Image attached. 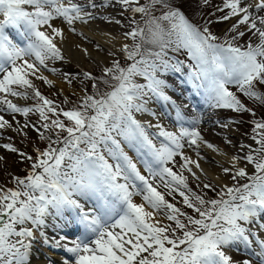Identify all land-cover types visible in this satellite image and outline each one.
Instances as JSON below:
<instances>
[{
    "label": "snow or ice",
    "instance_id": "snow-or-ice-1",
    "mask_svg": "<svg viewBox=\"0 0 264 264\" xmlns=\"http://www.w3.org/2000/svg\"><path fill=\"white\" fill-rule=\"evenodd\" d=\"M119 2L125 6L137 5L131 11L146 19L143 27L137 26L125 34L133 41L131 48L127 45L123 48L124 58L131 63L122 67L117 61L104 70V77L115 83L110 84L109 79H101L100 83L111 90L101 92L99 84L93 83L95 94L85 96L77 107L68 110L54 107L38 90L33 91L42 102L35 108L40 119L48 120V113L57 117L51 125L43 126L56 129L58 139L53 143L63 146H49L38 152L33 171L16 181L17 190H0V264H28L31 247L28 241L34 236L33 229L44 226L50 209L58 216L71 209L84 229L70 247L62 244L66 239L63 236L55 241L56 247H64L71 254L72 259L64 264H231L223 248L238 242L249 244L252 233L243 225L252 224L254 218L264 213V131L257 132L258 138L253 137L259 147L243 157L253 167V174L238 168L232 175L234 180L247 178L249 182L226 187L219 193L220 199L205 200L194 193L186 195L185 177L166 166L178 155L185 161L182 168L195 163L182 155L181 141L187 139L189 146L204 143L196 128L181 127L177 135L157 123L149 125L158 130L152 134L133 115L148 111L146 97L170 102L164 91L168 85L158 74L180 72L183 62L173 61L167 55L169 50L186 51L191 61L185 65L188 82L203 90L212 107L248 111L229 86L264 104V95L254 90L257 83L264 86V15L260 14L264 13V0L255 3L223 0L218 11H227L221 19L237 18L229 29L237 34L223 42H218L219 37L208 27L201 29L192 23L175 0H150L143 6L139 0ZM156 5L164 9L159 16L152 12ZM85 15L71 0L67 3L65 0H0V73L3 74L0 93L4 94L0 105L24 115L33 110L19 108L7 97L27 99V91L17 89L33 88L31 76L50 83L36 74L47 60L60 58L54 41L56 37L62 38L63 33L51 21L62 18L71 30L74 21L84 20ZM241 25L256 38L255 43L251 37L246 46L235 43L246 34L237 32ZM9 28L17 30L24 41L22 45L9 36L6 32ZM85 76L93 79L87 73ZM136 77H143L147 83H137ZM176 118L178 123L184 122L179 108ZM200 122L199 117L188 121L191 125ZM5 126L7 121L0 117V128ZM255 129L264 130V123L257 122ZM61 133H66L62 139ZM157 140L159 146L154 142ZM124 146L135 150L147 176L141 174ZM206 146L216 151L213 145ZM4 147L17 151L9 145ZM237 159L233 157L234 167ZM224 171L228 173L229 169ZM157 180L169 195L178 192L184 205L199 218L169 203L158 191ZM74 194L95 199L96 204L85 211L72 198ZM135 196H140L143 203H135ZM146 207L150 210L146 211ZM161 209L167 210V220L174 221L175 228L171 231L157 226L158 220L152 222ZM178 217H184L187 223ZM259 247L258 255L264 264V240L259 241Z\"/></svg>",
    "mask_w": 264,
    "mask_h": 264
},
{
    "label": "rangeland",
    "instance_id": "rangeland-1",
    "mask_svg": "<svg viewBox=\"0 0 264 264\" xmlns=\"http://www.w3.org/2000/svg\"><path fill=\"white\" fill-rule=\"evenodd\" d=\"M211 1H213V0H211ZM214 1L217 4L216 5L217 7L218 6L222 7L223 0H214ZM139 4L141 6H143V5H147L149 3L147 0H139ZM95 6L96 7L95 8L93 7V9H92L94 12L101 15V17L106 16V18H104L105 19L104 22H107L108 20H110V18H112L113 20L108 21V22H112V23L118 22L121 25V27L123 29L122 33H123V36H124L126 43H127L126 45L129 48H131L133 41L131 38L127 37L125 34L132 31L134 28H136L137 24L142 26L144 23V20H145V17H142L141 14L133 13L131 11V8L136 7L137 5L134 4L131 6H125V5L121 4L119 2V0H109V1L104 2L101 5H95ZM118 9H120V10H118ZM226 11L227 10H225V14H226ZM261 15H264V13H262ZM0 19H2V17H0ZM216 20L217 21L214 22L216 30L222 29V31L224 29H227L228 27H232V25L235 24L237 21L236 18H234L233 21H230V20H222L221 17H219ZM56 22L58 24L61 22L59 25H63V19L62 18H57ZM71 27H74L73 24L71 25ZM244 28H245V26L241 25L237 29V32L245 31V33H246L243 37H240L237 41H235V43L237 45H240V46H246L250 42L251 33L247 32L246 29H244ZM15 30L16 29L9 28V29H6V32L9 34V36L13 39V41L15 43L22 45L24 43V41H22L21 39L18 41L13 37V34H15ZM68 32L72 33V31H70V30ZM212 34L219 37L218 42H221V39L224 41V39L222 38V32L219 31L215 34H214V32H212ZM236 34L237 33H234L233 36ZM251 42L255 43L256 38L251 37ZM58 48L60 50V58L54 59V60H51V59L47 60L45 62V66L40 67V70H39L40 73L37 72L36 75H42L46 79H47V77L55 78L62 84V88L59 89V88L55 87L54 85H52L51 83H45L44 80L36 79L35 76H31V77H29V79L32 81L33 88H31V89L18 88L17 89V91L19 90L21 92L27 91L28 98L25 99V98L20 97V99L22 101V102L20 101L21 105L18 106L17 103H15V104H17V107H19V108H31L33 110L31 112H29L27 115H24V114H21L18 112L17 113L10 112L7 108L0 109V117L3 115L2 118L3 119L5 118L6 120L5 119L4 120L8 121L7 126H5L4 128H0V190H4V191L17 190L18 185H17L16 181L18 179H25L33 171L32 164L35 162L37 155H38V152L43 151L41 149H38V144H37L39 139H42L41 136H43L44 140H47L50 142L51 141L52 142L57 141L56 129H54V128L45 129L43 126L45 123L51 125V121L53 119H56L57 117L53 116L51 113H48V117H49L48 120H41L40 119V114H39V112L35 111V108L38 104H41L42 102L39 101L33 95L34 90H38L40 92V94L43 93L45 95L43 97H45L48 100H51L53 102L54 107L58 106L57 102L58 101L61 102L62 98H69V97L77 98V97H79L83 100L85 96L82 94L81 89H79L78 83L71 78V76L72 77L77 76L79 69L82 71H85V72H92L97 68L98 70H100L99 72L104 74V70L106 68L112 67L114 62L118 61L122 67H126L128 64L131 63V61H128L124 58V56H125V53L123 52L124 46L117 49V50H114V51L110 50V52H108V54H109L108 57L110 56L108 59V61H109L108 64L92 63L91 61H89L87 59H84L83 62L80 63V62H77L71 58H68L67 55H64V53H62V50L60 49V47H58ZM172 59H173V61H176V59L174 57H172ZM185 61L189 62V64L191 63V61L189 60V58L187 56V53L185 54ZM158 75L160 77L164 78L165 81H171V78L174 79L176 77V75H180V77L186 78V76L184 75V72L182 70V67H181L180 72L168 71L166 73L158 74ZM167 75H170L171 77H168ZM2 78H3V74L0 73V79H2ZM107 78H110V77H107ZM137 79L138 78L136 77L137 83L138 82L140 84L147 83L143 79H139V80H137ZM187 81H188V79H187ZM256 85L258 88L262 87V85H260L258 83ZM229 90L230 91H234V90L237 91V89L234 86H229ZM197 91L199 92V90L194 88V92H197ZM237 93H238V91H237ZM2 95H4V94H2ZM198 95L200 96V94H198ZM13 97L16 98L15 96H8L9 99H13ZM246 98H248V97H246ZM197 99L201 100V97H199ZM252 100H254V99H252ZM59 109H61V108L59 107ZM217 111H218L217 113L219 114V116L220 115L222 116L221 120H223L225 122V124L230 123V124L234 125V126L232 125L233 130L235 131L236 135H238L242 139L243 142L250 141L251 144H248V146H247L248 147L247 150L250 149V151L249 150L245 151V152H247V155L250 154L252 149L259 147V145L256 144L255 139H253V137L250 136V132L248 130V127L250 125H252V123L249 121L247 113H243V111L235 112V111H233L231 109H227V108H218ZM133 115L137 119V117L140 115V112H134ZM9 117H10V119H9ZM60 119L63 120L64 118L61 116ZM216 124L219 125L220 122L218 123V121H217ZM117 139H119V137H117ZM154 142H156L157 145L159 146L158 141H154ZM5 145H9L12 148H15L17 151H15V152L9 151L8 148L4 147ZM62 146H60V147H62ZM124 147H125V151L129 154V156L133 157L134 162L137 163L138 169H140L142 171L141 174L147 176L148 173L143 170L144 169L143 164L136 158L135 150L129 149V148H127V146H124ZM21 153H23V155H21ZM252 154L255 155V153H252ZM105 155H106V153H105ZM28 157H32V159L29 160ZM182 161L183 160L180 157L175 156L173 158L172 163H170L166 166L172 168V170L175 173H177L178 175H183L185 177V182L187 184V189L184 190L185 194L190 195V194L194 193L195 195H200L204 191H208V192H212V193L216 194L218 199H220L219 193H221L224 189H222L221 187H218L214 184H211V182L207 181L206 179L199 178L198 176H196L193 173L192 170L191 171L188 170L189 167L188 168H182L181 166L184 164V161L183 162ZM109 162L111 163L112 161L109 159ZM240 163H241L240 166L228 168L229 169V172L227 173L228 179H229L228 180V182H229L228 187H238V186H241V185L249 182L247 180V178H237L235 180L232 178L233 173L239 167L245 168L246 172L249 169L248 174L249 175L253 174V172H254L253 167L251 165H248L244 159H240ZM221 169L223 170V172H225L224 169H226V168L222 167ZM37 171H39V170H37ZM156 184L160 185L158 188V191H160L161 193L164 194L165 199L169 203H171L173 205H184L183 197L181 195H179L178 192L169 195L167 189L158 180L156 181ZM205 184L211 185V188H205L204 187ZM72 198L77 200L80 204L83 203V199L88 200L84 196L75 195V194L73 195ZM89 199L91 200L92 198H89ZM133 201L135 203H138V204L143 203L142 198L140 196L133 197ZM146 209L150 210L147 207H146ZM187 209H189V208H187ZM50 210H52V209H50ZM78 211L79 210H77V212ZM166 211H167L166 209H161L158 213L155 214L154 220H155V222L157 220L159 221V224L157 226L168 227L169 230H171L170 227H171L172 221H169L166 219V215H165ZM188 211L190 214H194V212L191 209H189ZM64 214H66V217L68 215V217L70 219L69 225H72L73 221H77L76 213L73 212L71 209L65 210ZM154 220L152 221L153 223H155ZM45 225H48V224L46 223ZM72 226L69 227L71 230H73ZM27 227H31V225H27ZM77 227H80L79 223L77 224V226H75V228H74L75 230L73 231L74 233L69 235V236L63 235L62 232H58L56 230H54L52 233L50 229H46L45 227H40V228H36L33 230L37 231L36 233H41L42 236L45 235L44 237H46L47 240H50L51 242H53L54 245H55L54 241H56V239L59 240L58 238L63 236L66 239L64 241H62V244H65V245L70 247L71 246L70 245L71 239L72 240L76 239L77 237H80L81 234L83 233L80 230L81 228L77 229ZM43 230H45V231H43ZM116 231H119V229H116ZM43 232H44V234H43ZM50 236H52L54 239ZM13 239H15V238H13ZM238 244L244 245L243 242H238ZM62 248H64V247H62ZM49 250L50 249H48V251ZM235 250L236 249H232V251H230V253H228V252H225V250L223 248V251L225 252V254L230 258L231 264H241L244 261H246V259L244 257H242V255H239L238 253H236ZM64 259L70 260L72 258L70 256L66 257V255H64Z\"/></svg>",
    "mask_w": 264,
    "mask_h": 264
},
{
    "label": "bare ground",
    "instance_id": "bare-ground-1",
    "mask_svg": "<svg viewBox=\"0 0 264 264\" xmlns=\"http://www.w3.org/2000/svg\"><path fill=\"white\" fill-rule=\"evenodd\" d=\"M106 1L109 0H71L72 3H75L81 7L84 13H87V15L84 16V20L74 21V27H71V30L69 25L64 21L63 25H59L61 22L58 24L56 22L57 19L51 21L53 26L59 28L63 33V37H56L54 42L56 43L57 47H60L62 53L68 56V58L80 63H82L84 59H87L92 63L108 64V59L110 57H108V52H110V50H117L127 44L122 33L123 29L118 22H108L113 20L112 18H110V20L107 22H104V18H106V16L101 17V15L92 10L93 7H96L95 5H101ZM67 2L68 0H65V3ZM245 3H255V0H245ZM234 18L230 19V21H233ZM69 30L72 31V33H69ZM167 76L171 77L170 75ZM137 78V80L143 79V77ZM159 78L164 80V78L160 76ZM46 80H48L55 87L59 89L62 88V84L57 79L47 77ZM165 83L168 85V87H166L164 91L166 95L170 97V102L165 103L163 101H159L155 97H146L145 99H148V103L146 104L148 111L140 112L137 120L143 124L145 128L152 134H155L158 130L155 127H149V125H155L157 123H159L165 130L177 135L179 134V129L181 127H195L200 133L204 143L198 142L196 145L189 146L187 139L182 140L181 143L184 145L183 149L181 150L182 155L195 162L189 164L188 167L196 176L206 179L207 181L211 182V184L225 189L228 187L229 179L228 174L223 172L221 168H233V157L238 158L235 162V166H240V159H243V157L247 155V152L245 151H250V149L247 150L248 144H251L250 141L243 142L242 139L236 135L232 128V124H225V122L221 120V116H219L217 113V108L212 107L211 104L206 100L205 96L199 101L195 95L188 93V87L185 83L178 84L177 87L181 89V91H177L176 87L172 86L170 83H167L166 81ZM0 96H3L2 93H0ZM7 99L14 104L17 103L18 106L21 105L20 97H13V99H9L7 97ZM172 101L175 102V106H173ZM3 108L5 109L7 106L0 105V109ZM177 108H179L181 115L184 117V122L182 123H178L177 121ZM196 117H199L201 121L198 125H191L188 123V121H191ZM217 121L218 123L220 122L219 125L216 124ZM206 144L213 145L216 151H213L212 148H208ZM242 145L244 147H241ZM179 157L181 158V156ZM196 164H199V168L196 167ZM85 198L88 200L83 199V203L81 205L85 211H89L93 206L90 203L91 200L88 197ZM145 210L148 211L147 209ZM63 216V214L59 216L55 215L54 210H50V214L45 218V223H48V225L44 224L43 227L50 226L49 229L53 233L54 230L58 232H67L68 229H70L68 227L73 225L72 229L74 231V228L77 226L78 222L73 221V224L69 225L70 219L68 215L67 218H63ZM245 226L249 228L252 235L250 236V243L245 244L243 249L248 251L254 249L259 253L261 251L259 247V241L264 240L263 213L254 218L252 224H247ZM80 227L83 229L82 225H80ZM33 232V238L28 241L31 245L28 254L29 264H64V257L59 255L58 252L54 253L60 249L67 255L71 256V254L65 251V248L56 247L53 242L46 241V237H44L45 235L42 236L41 233H36L37 231L35 230H33ZM46 247H49L51 251H48Z\"/></svg>",
    "mask_w": 264,
    "mask_h": 264
},
{
    "label": "trees",
    "instance_id": "trees-1",
    "mask_svg": "<svg viewBox=\"0 0 264 264\" xmlns=\"http://www.w3.org/2000/svg\"><path fill=\"white\" fill-rule=\"evenodd\" d=\"M175 3H176V6L179 7V9L185 14V16L192 23H194L197 27H199L201 29H203V27L206 26L209 28V30L211 32L216 31V27L213 25L214 19L222 17L224 14L223 12H220V11H214L217 8V6H216L217 4L215 3L214 0L213 1L207 0V3H205V0H175ZM163 11H164V9H162L159 5H156L152 9L153 15H156V16H159ZM138 26L143 27L144 23L142 26H140V25H138ZM229 29L225 32V34H224L225 37H227L231 33L229 31ZM185 53H186V51H184V50H181L178 53L172 52L169 50L167 55L169 57H171V56L175 57V58H177L178 61L183 62L182 65L188 71V68L185 67V65H188V64L184 62ZM87 74H89V76H91L93 79H88L85 76V73H78L77 76H73V77L71 76V78L78 83L79 89H81L84 96L95 94L94 90L92 88L93 83L99 84L101 92L110 91L111 88L108 85H104V84L100 83L101 79H109L110 84L115 83V81H111L110 78L104 77L103 73H101L99 71L97 73H92V74L87 73ZM254 90L257 91L258 93H260L261 95H264V86L258 88L257 85L255 84ZM232 92L236 95L237 99L240 100V102L244 105V107L246 109H248V111H243V113L248 114V119L252 123V125H250L248 127V130L250 132V136L258 138L257 132L258 131H264V130H256L255 124L257 122L264 123V104H262L261 102H259L257 100H252L250 98H246L242 93H240V92L237 93L236 90H234ZM61 100H62L61 102L58 101V104L64 110H68L70 108L77 107L83 101L80 98H74V97L73 98L70 97L68 99L62 98ZM64 135H66V133H61L60 138L62 139ZM56 137H57V130H56ZM37 144H38V149H41L43 151L47 150L49 148V146L56 148L59 145H62V144L53 143L52 141L50 142V141H47L44 139H39ZM82 147H83V145H82ZM198 196H201L205 200L218 199L216 194H214L212 192H208V191H204L203 193H201ZM174 206L176 208H179L182 212H185L187 215L193 216L194 218H199L198 214H196V213L190 214L188 211L189 209H187V207L185 205H174ZM178 218L183 223H187V221L184 219V217H178ZM173 228H175L174 221L171 222L170 229H173ZM177 234L180 235L181 233H179V231H178Z\"/></svg>",
    "mask_w": 264,
    "mask_h": 264
}]
</instances>
